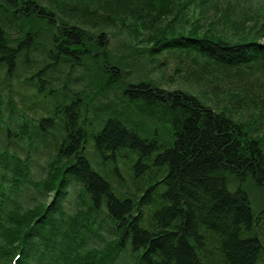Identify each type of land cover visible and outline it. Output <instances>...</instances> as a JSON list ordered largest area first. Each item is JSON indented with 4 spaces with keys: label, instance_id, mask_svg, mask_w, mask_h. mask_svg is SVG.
Segmentation results:
<instances>
[{
    "label": "trees",
    "instance_id": "16d2710c",
    "mask_svg": "<svg viewBox=\"0 0 264 264\" xmlns=\"http://www.w3.org/2000/svg\"><path fill=\"white\" fill-rule=\"evenodd\" d=\"M218 1L45 0L51 6L48 12H57L49 15L53 22L60 18L67 23L60 24L63 29L81 28L67 33L65 42L58 38L54 45L68 57L96 61L85 69L91 81H101L102 90L113 77L121 78V72L132 69L145 75L141 60L174 53L189 62V66L183 61L176 66V75L188 74L183 82H190L178 90L163 91L144 77L145 83L130 87L131 97L142 102L140 113L126 111L127 99L119 105L112 100L104 108L94 97L97 108L106 114L95 116L99 123L103 119V125L94 124L92 131L83 119L85 106L73 94L79 90V77L47 76L44 80L27 70V64L36 66L46 60L47 46L35 47L33 41L53 32L52 18L32 24L36 25L32 31L13 39L0 25V80L11 87L3 88L4 94L0 88V139L21 143L19 151L51 147L47 153L51 160L38 180L29 175V161L0 149V264H115L117 260L121 261L118 264H264L256 235L264 231L260 225L264 204L253 205L237 189L253 184L264 195V135L255 133L256 126L264 124V114L248 91L251 83L257 87L264 80V43L256 37L264 34V20L257 30L244 31V19L232 20V8L219 9L213 19L220 16L223 26L217 27L209 19L208 8ZM194 3L206 8L196 11ZM0 5H15L0 10V19L21 12L23 22L30 24L37 13L25 12L29 6L25 0H1ZM87 19L115 26L125 40L124 51L95 45L104 42H93L98 37L92 34L96 33L91 28L94 24H80ZM230 24L241 28H229ZM69 37L79 45H63ZM8 45L16 52L11 53ZM201 46L231 70L214 66L211 59L200 55ZM127 58L137 60L130 64ZM13 67L20 77L13 74ZM37 79L48 82L45 90L39 89ZM231 82L233 88L227 85ZM196 85L201 87L198 91ZM18 96L28 97L17 102ZM239 96L249 98L244 106L236 102ZM213 97L236 103L232 107L218 104ZM238 108L249 111L251 117L238 114ZM162 115L168 117L164 122L169 126L163 136L155 127L159 122L142 117V125L136 124L141 116ZM108 116L120 120L106 121L103 117ZM19 118L25 121L17 122ZM122 148L138 152L130 169L138 170L131 174L135 185H140L141 200H149L146 212L142 207L132 209V201L138 198L133 192L120 193H124L122 200L112 189L110 176L118 170L116 152ZM70 187L76 189L71 212L68 202H62ZM49 193L52 200L47 199ZM132 215L139 217L138 226L124 223ZM107 223L111 229L108 239L101 231ZM166 225L173 230L169 236L155 231L152 237L154 227ZM38 233L44 237L37 239ZM30 234L33 239L27 237ZM211 251L215 253L208 255Z\"/></svg>",
    "mask_w": 264,
    "mask_h": 264
},
{
    "label": "bare ground",
    "instance_id": "6f19581e",
    "mask_svg": "<svg viewBox=\"0 0 264 264\" xmlns=\"http://www.w3.org/2000/svg\"><path fill=\"white\" fill-rule=\"evenodd\" d=\"M17 1H19V0H17ZM25 3L30 6V7L27 6V10L25 11L26 13L30 14L32 12L37 11V13L34 14L33 22L30 24L24 23L22 20L23 13L13 11L12 17L8 18V20L7 19H0L1 27H3L4 32L6 33V36L8 38L13 39L16 37L17 34H23V33L32 31L36 27V25H32V24L45 23V22H48L52 18V21H50V23L54 24L53 32H51L48 35L36 36L34 38V41H33V45L35 47L47 46V51L44 54V57L46 58V60L45 61H38L36 66L33 64H30V63L27 64L26 65L27 70L30 73H32V77L41 76L44 80L47 76L51 77V76L61 75L62 78H73L74 76L79 77V79L81 81V84H79V86H77V88L79 90H75L73 94L75 95V97H77V99H76L77 103L79 105L85 106L83 119L85 120V123L88 126V129L90 131L94 130V128H92L94 126V124L98 128L102 124L103 119L100 118L101 123H99L98 120H95L96 119L95 116L97 114L101 115V116H104L106 114V112L100 111L97 108V106L93 100L94 97H95L96 101H98V103H102V106L104 108H106L105 104H111L112 100H113V102L114 101L117 102L116 99H118V101H122L124 99H127L130 101V103L127 104V109H126V111L128 113H135V112L140 113L141 111H143L142 105H141L142 104L141 100H139V98L138 99L132 98L131 95L128 93V91L132 85H138L139 83H145V81L143 79L147 78V77L142 78L140 72H138V74H137L136 71H134L132 69L130 71H124V72H121L122 73L121 78H119L120 75L113 77L109 82V86L102 90V88L99 87V84L101 81H96V80L91 81V78H90L91 73L87 72L85 69L86 65L91 64L92 62H96V61L88 59V58L81 60V59H77V58L68 57L67 53L65 51L60 50L58 47H56L54 45L56 42H58L57 41L58 38L60 40H62V42H65L66 41L65 35L67 33L70 34L71 30L76 29L75 31H77L81 28L76 27V26H70V27H66L63 29V26H60V24H67V23L65 22V20L60 21L59 20L60 18L57 21L53 22L54 17H52V16L49 17V15H51L52 13L48 12V10L50 9L49 7H51V6H47V4L45 3V0H25ZM39 5L41 8L43 7L44 8L43 11L45 10L46 12L39 10L37 8V6H39ZM14 7H15V5L9 6V7L6 5H0V10L10 9V8L13 9ZM53 7H55V5ZM56 13L57 12H54L53 14L56 15ZM2 24H4V25H2ZM80 24H82V26H85V27H87L88 24H94L93 26H91V28H92L93 32H96V33H92V34H97L98 37L92 38L93 42L94 43H96L98 41L104 42V43L100 42L98 44H95L99 48H109V50H111V49L114 51L117 50V52L124 51V48L126 47L125 42H124L125 40L121 35H119V33H116V29H115L116 27L115 26H110V25H107V23H102V22L100 24L96 23V22H91L89 19L82 21ZM58 30H61V31L59 32ZM77 42H78V40L69 37L68 43H62V44L72 47V46L79 45ZM81 45H83V44H81ZM85 45L90 46V44H85ZM110 47H111V49H110ZM7 49H12L10 51L11 53H14V51L16 52V50H13V48L10 45L7 46ZM200 49H201L200 55L207 56L209 59H211L214 66L220 65L221 67H224V68L231 70V68H230L231 66H228V65H226V63L220 61L218 58H215L214 55L213 56L210 55L209 52L206 53L203 51L205 49L207 51L208 47L204 48V46H201ZM248 56L249 55L246 54L244 57L245 58L247 57V60H248L249 59ZM141 57H143V56H141ZM157 57L159 58V56H157ZM167 58L171 59L176 66L178 64L180 65V63H182V61L183 62L185 61V59H183V58L181 61L179 58H177L176 54H174V53H167V55H165L163 57V59H167ZM136 60L137 59H131V58L128 59L130 64H134L136 62ZM144 61L145 60H141L140 62L143 63ZM184 64L186 66H189V62H184ZM13 68H14L12 70L13 74L15 76L20 77L16 68L15 67H13ZM19 73H21V72H19ZM181 77L186 80V79H188V74H183ZM43 79H37V81L35 80L39 89H41V90H45L46 89V87H45L46 83L48 84V82L43 81ZM5 81H6L5 79H2V81L0 80V86L2 88L9 89L10 86L4 85ZM31 81H33V80L31 79ZM228 81L229 80H221L220 82L224 83V82H228ZM229 84H230V86H229L230 88L234 87V84L232 82L227 83V85H229ZM251 84L252 85L249 87L248 91H250V93L254 96L252 99H256L253 103H256L258 105L257 107H259L264 114V104L261 103V100L259 97H258V99H257V97L255 98L256 94L255 95L253 94V93H255V91L251 90V88L255 85V83H251ZM259 84H260V86H257L256 88H260V89L263 88V90H264V80L261 79V82ZM256 85H257V83H256ZM247 99L249 100V98L245 99V97L239 96L236 98V101H238L240 104H243V103L247 102ZM6 101H7V99L5 98L4 102H6ZM241 102H243V103H241ZM50 104L53 106L54 102H51ZM2 111L5 112L4 110H2ZM100 112L102 114H99ZM237 112L241 116L244 115V118H250L251 117V114L249 113V111L245 110L244 108H238ZM80 115H81V113H80ZM166 116H163V115L160 117L159 116H155V117L141 116V118L137 119L136 124H137V126H138V124L142 125V119H144L142 117H145L147 120H154L156 122H162L164 125L165 124L168 125V123L164 122V121H167V119H168V117H166ZM122 117H123V115L121 116V118ZM103 118L106 119V121L109 120V121H114V122H116L117 120H120L119 118H117V116H108V117H103ZM16 121L17 122H23V121H25V118H19V119H16ZM263 121H264V119H263ZM17 122H14V124ZM124 127H126V126H124ZM148 128H150V126H148ZM256 128H258V129L255 133L264 135V129H263L264 125L263 124L261 125V128L258 126H256ZM21 147H22V144L19 142H14V141L13 142H5V141H1V139H0V149H6V150H8V152L10 154L16 153L17 157L22 162H24L26 160L29 161L30 158H29L28 152L26 154H22L19 151V149ZM36 148H38V147H36ZM15 149H18V150H15ZM126 153H129L130 156L133 155V157L135 155L134 162L138 159L139 155H138L137 151L132 152L128 149L122 148L116 152V154L120 157V158L118 157L119 159L123 158ZM130 156H129V158H130ZM5 157L10 162H12V157L10 155H6ZM129 165H130V163H129ZM0 167H1V163H0ZM130 172L134 173V174H138V170H136L135 168L132 169ZM114 176L116 178V183L118 184V186L116 188L115 185L112 184V189L116 192L117 196H122V194H120V193H122L124 190L121 187L122 186L121 180H119L120 179L119 170H117V172H115ZM237 189L246 198L249 197L250 199H252L251 194L249 192V189H250L251 193L253 191L256 192L257 186L250 184L248 188L245 187L242 189V188L238 187ZM134 192H135V190L133 191V193ZM131 194H132V192H131ZM141 195H142V193H141ZM103 197H105V195H103ZM103 197H102V199H104ZM107 198L108 197H106L104 200L106 202V205L108 204ZM136 199L137 200L132 201L134 204L132 209L138 208V210H139L141 207L145 208V205L147 203H149V200H141V197H138ZM122 200H124V193L122 196ZM72 209H73V207H72ZM53 210H54V208H53ZM69 212H71V211L69 210ZM138 219H139V217L137 215L136 216L132 215L131 220L129 218V219H127V222H124V221H122V222L128 223L130 226H138V222H139ZM144 221L145 220H143V222ZM260 223H261L260 225L264 229V217L261 218ZM153 230H152V232H150L152 237H154L156 235L155 231L156 232L160 231L161 233H164L167 236H169L171 234V232H173V230L171 229V226H169V225H166L165 227H162V228L154 227ZM33 231H37V230L33 229ZM258 231L259 232H256V235H257L258 240L260 241L262 252L264 253V231H260V230H258ZM33 234H35V233H33ZM33 234H30L27 237H30L33 239V237H32ZM38 234L39 235L36 236L37 239L39 238V236L44 237V234H40V233H38ZM54 239H56V238H54ZM91 243H93V242H91ZM213 253H215V252L211 251V252H209L208 255L213 254ZM208 255H204V256H208ZM217 256H219V255H217ZM208 260L209 259H207V258L204 259L205 263H207ZM222 260H223V258H222ZM224 264H230V263L224 262Z\"/></svg>",
    "mask_w": 264,
    "mask_h": 264
},
{
    "label": "rangeland",
    "instance_id": "374dc122",
    "mask_svg": "<svg viewBox=\"0 0 264 264\" xmlns=\"http://www.w3.org/2000/svg\"><path fill=\"white\" fill-rule=\"evenodd\" d=\"M195 5V10H199V9H205L206 6L205 5H198L196 3H194ZM210 5V4H209ZM211 6V5H210ZM234 6V7H232ZM215 7V8H214ZM214 7H209L208 8V12H211L209 15V19H213V12H217L219 9H227L228 11H231L230 9L232 8L233 14H231L232 20L234 21H240L241 19L242 22L244 21V23L246 24H241V27H234L236 24H230V27L233 28H238V29H242L244 31H247L249 28L250 29H256L258 28V25H260L259 23H262L264 20V0H219L218 4H216V6ZM207 12V13H208ZM219 13V11L217 12ZM247 17V19L243 18V17ZM218 18H214V22L216 23L215 26L217 27H222L223 26V20H221L220 16H216ZM225 20V19H224ZM230 20V18H229ZM232 22V21H231ZM230 22V23H231ZM254 22H256V24H253ZM240 23V22H239ZM210 25H214V24H210ZM227 30L228 29L226 28ZM264 32V31H263ZM257 40L260 43H264V34L262 35H257ZM167 55L164 54L162 56H159V58H155L152 60H147L144 61L142 64L145 67V75L143 74L144 72H140L141 77H147L150 78L151 80L155 81L160 89H163V91H173V90H178L180 85H183L185 83H190V82H183L185 79L182 78L180 75H176L175 73V69H176V65L174 64V62L167 58V59H163V57ZM141 63H139L140 65ZM17 86V84H15ZM1 91H3L4 94V89L0 86ZM199 88H201L200 86L196 85V89L197 91L199 90ZM9 89H11V87H9ZM20 90H23V87L20 88ZM251 90H254L255 93H253L254 95L256 94L255 98L258 97L262 100L264 98V90L263 88H256V85H254ZM203 91V90H202ZM201 91V92H202ZM26 97H22L20 98V96H18L16 99L17 102L22 101L23 99H26ZM214 99L218 100V104H222V105H228V106H233L236 102L232 103V99H223V98H216L213 97ZM29 99V98H28ZM117 102H115L117 105H119L122 101H118V99H116ZM264 101V100H263ZM243 103V102H241ZM232 104V105H231ZM243 105V104H242ZM236 111V109H235ZM233 115V113H232ZM244 117V115H243ZM146 121H144L145 123ZM147 124L149 123L148 121L146 122ZM264 125V124H263ZM156 129H157V133L159 135H165L167 129L169 128L168 125H164L162 122H159L155 125ZM261 128V126H260ZM264 129V128H263ZM48 151H51V147L50 149H46V150H40L39 151H32L30 150V148L25 147L23 149H21V153L22 154H26L28 152L29 154V171H30V177H32L34 180H38L39 176L42 175L43 173V169H44V165L46 166V163L48 161L51 160V156L48 155L47 157V153ZM90 151V150H89ZM129 153H126L125 156L121 159H118V163H117V167L119 170V174H120V179L121 180V184H122V189L124 191H131L134 192V194L136 195L135 197H140L141 193H140V189H139V183L137 185H135L134 179L132 178V174H131V169L130 166L133 165V162L135 160V155L133 157V159L129 158ZM133 156V155H132ZM47 158V159H46ZM120 158V157H119ZM46 159V162H45ZM129 159V160H128ZM130 163V165H129ZM44 176V175H43ZM110 181L112 182V184L115 185V187L117 188L118 184L116 183V178L114 176H110ZM119 183V182H118ZM72 186V185H71ZM137 186H138V190H137ZM75 192L76 189H73L72 187L69 188V191L67 192V194L65 195L64 199L62 200V202L64 203V205H67L68 202V210L72 209V202L74 201L75 196ZM249 192L251 194L252 197V202H254L256 206H262L264 204V195L261 194L258 190L255 192L253 191L251 193L250 189ZM53 196L52 193L48 194V198L47 199H51L52 200ZM258 204V205H257ZM149 205H145V208H143V211L146 212L147 208ZM73 211V210H72ZM102 233L105 235V237L111 238L110 237V229L108 227V223L105 224L104 227H102L101 229ZM123 254L121 253L120 256H122ZM120 260H117L115 264L120 263Z\"/></svg>",
    "mask_w": 264,
    "mask_h": 264
}]
</instances>
